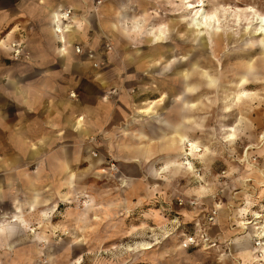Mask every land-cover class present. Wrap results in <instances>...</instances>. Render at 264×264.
<instances>
[{"label":"rangeland","instance_id":"1","mask_svg":"<svg viewBox=\"0 0 264 264\" xmlns=\"http://www.w3.org/2000/svg\"><path fill=\"white\" fill-rule=\"evenodd\" d=\"M137 1L141 0H104V3L128 4L134 12H139ZM150 1L156 5L149 9L147 24L142 35L138 37L123 35L121 31H106L100 26L96 28L97 11L102 0L92 1L93 13L90 14V18L86 11L80 15V20L87 27L86 40L84 45L78 44L75 47L81 48L78 54L94 55L95 52H99L101 55L114 57V61L106 62V64L109 67L123 68L117 75L120 85L109 91L112 93L103 94L115 110L119 108L120 98L124 94H127L130 102L136 105L146 100H158L165 93L169 82L179 88L177 82L170 80L169 72L161 75L162 66L153 68L148 65L144 71H135L130 75L133 73V68H129L128 72L125 65L128 55L149 60L155 53L160 52L158 58L163 62L170 58L183 57L185 63L196 62L199 69L212 71V74L218 77L219 88L213 89L212 93L202 95L201 99L206 104L217 100L216 104L198 111H193L190 107L184 108V113L197 114L196 122H184L186 135L199 143L195 160L189 156L182 157L180 159L183 163L182 168L177 170V167L170 166L162 174H157L162 172L164 167L163 157L168 154L167 145L170 139L157 141L156 133L149 134L151 140L137 141L129 148V156L124 157L114 153L116 149H120L118 147L120 142L114 135L113 137L106 135L99 145L91 142L93 146L90 158L87 159L89 163L85 162L87 167L75 169L74 188L68 191L60 187L58 191L59 197L69 193V203L64 202L60 205L59 212L48 221H40L42 217L39 218V212L29 213L27 215L29 219L26 220L30 227L22 228V230H18L17 227L15 236L9 237L12 239L11 243L6 244L4 239L0 244V264H11V261L15 260L17 264H63L66 255L65 246L73 244L75 248L74 244L77 242L85 243V245L80 246L82 249L69 259L70 262H74L77 258H81V264L120 260V253L115 254L114 250L111 252L104 248L107 238L100 237L98 231L103 230L101 228L103 224L104 227L108 225L113 228L119 224V221L133 215L134 218L140 217V219L161 217L162 222L152 231L148 229L146 232L145 228L139 231L141 228L137 227L134 231V235L137 236L125 238L124 243H121L127 249L135 248L141 243L155 241L159 242L157 246L167 242L181 246L183 241L193 236L200 244L184 249L200 251L198 260L203 264H243L239 253L244 250L251 251L253 256L251 264L255 261H264L262 251L264 244V105L257 104L260 100L264 101V64L250 73V75L256 74L259 79L249 77L250 82L260 83L250 88L251 93H256L254 95L256 99L252 103L239 107L236 101L228 104L232 99V96L228 94L234 91L229 80H239L237 74L240 67L236 58L226 60L223 57V55L239 54L240 49L244 48V43L248 41H257L256 48L261 49L264 46V40L259 42L262 36H256L253 32L242 30L246 36L243 37L244 41L239 40L240 29L233 16L238 10H247L248 7L264 13V0H245V3H240V0H220L221 7L228 9L231 13L227 19H221L220 30L232 36V40L225 41V50L215 59L212 67H203L206 65L204 57L211 56L210 46L208 45V51L201 52V44H199L202 38L208 40L207 33L202 32L200 37L195 39L196 32L189 28V16H186L187 20L177 25L180 19L178 14L182 11L178 10V3L167 6L165 0ZM206 5V11L213 10V6L207 1ZM129 14L135 15V13ZM159 26H166L169 30L166 31L165 39L161 43H156L149 36V32L151 27ZM251 26L252 24H245V28L248 27L250 31H253L254 27L250 28ZM178 29L186 32L182 38L183 44L179 42ZM236 39L238 41H235ZM220 58L222 62L219 65ZM222 68L223 76L220 75ZM0 69H6V43L0 45ZM153 78L156 79L158 87L155 93L151 85H146L145 88L141 82V79L153 82ZM128 80L130 82L126 83ZM220 86H227L230 90H222ZM70 96L73 98L75 94ZM174 104L172 97L167 107L171 108ZM134 112L135 110H131L117 127L124 131L133 130V132L136 129L138 131L154 129L153 124L128 126ZM113 114L109 120L107 119L108 123L115 118ZM166 116L170 117L173 123L181 121L175 111L167 113ZM154 125H156L154 129L156 131L158 124ZM233 130L235 131L234 139L230 141L227 136L233 133ZM123 147L127 148L125 143ZM186 150L189 152V148ZM94 153L97 156H94ZM180 154L182 155L183 152ZM180 154L178 151L171 152V159L177 160ZM189 162L193 165L195 173L185 169L189 166L187 164ZM200 186L206 189L202 194L197 193ZM135 202L143 203L144 206L138 208L133 204ZM214 212L216 213L214 220L210 222L209 218ZM253 214L263 216L262 223L257 225L262 227L258 231L253 230L252 225L246 226L248 229H245L239 224L245 221L255 223ZM50 229L58 230L59 236L51 238L48 232ZM40 230L44 234L42 240L37 241L35 235L37 236ZM203 237L208 242H204ZM111 242V245L115 244L114 241ZM48 245H52L55 249L53 260L55 263L47 262ZM213 245L216 247L209 249ZM13 264L16 263L13 262Z\"/></svg>","mask_w":264,"mask_h":264},{"label":"crops","instance_id":"2","mask_svg":"<svg viewBox=\"0 0 264 264\" xmlns=\"http://www.w3.org/2000/svg\"><path fill=\"white\" fill-rule=\"evenodd\" d=\"M92 1L0 0V38L3 37L0 45L6 43V69H0V205H3L0 206V217L6 213L11 217L16 207L22 206L24 218L29 219L27 215L32 212L27 204L39 192L40 202L33 213L39 212V218L42 217L40 221L50 220L64 203L59 199L60 187L68 191L74 188V179H70V175L75 173V169L87 167L85 162L89 163L87 159L90 158L93 146L91 142L99 145L106 135L117 137L120 149L114 153L121 157L129 156V148L140 141L138 137L142 131L147 141L152 133L158 135L157 141H166L175 136L159 125L156 131V125H153L154 129L148 127L150 132L149 129L124 131L117 127L131 110H135L132 117L135 116L136 107L127 94L121 96V104L116 110L103 96L120 85L117 75L123 68L106 64L114 61V57L99 52L88 55L75 51L74 45H84L86 40L85 25L84 39L75 40V37H80V33L77 36L70 32L66 35L67 46L72 49V53H59L58 48L62 42L54 30L56 24L53 11L71 10V17L63 21L76 26V14L81 15L86 11L90 18L93 13ZM121 6L118 2L112 5L102 0L98 10L104 8L109 18L117 21V12ZM99 26L98 18L95 27ZM12 44L21 49L17 57L13 55ZM139 60L140 57L132 55L125 59L128 72L129 68H133L130 75L137 71L136 64L141 62ZM71 94H75V97L72 98ZM124 96L127 98L125 101ZM112 114L115 118L108 123L107 119ZM79 117L83 118L81 129L75 125ZM138 125L141 123L132 120L128 126ZM142 125L149 126L147 123ZM66 194L69 195L68 192ZM55 204L56 209L51 212L50 208ZM133 204L138 208L144 206L140 202ZM43 212L47 215H43ZM133 216L119 221L113 228L101 225L103 230L98 231L99 236L107 238L104 248L114 250L115 254L120 253V260L102 261L99 264H203L198 260L200 251H187L168 242L151 251L124 247L121 244L125 241L123 239L137 236L134 235L137 227L141 228L139 231L145 228L147 232L162 222L161 217L140 219ZM48 232L51 238L53 234H57V237L60 234L55 229ZM43 234L41 230L37 232L41 237ZM111 241L115 244L111 245ZM124 254L127 255L122 256Z\"/></svg>","mask_w":264,"mask_h":264},{"label":"bare ground","instance_id":"3","mask_svg":"<svg viewBox=\"0 0 264 264\" xmlns=\"http://www.w3.org/2000/svg\"><path fill=\"white\" fill-rule=\"evenodd\" d=\"M206 1L210 3L213 6V10L206 11ZM245 0H240V3H245ZM138 8L140 9L139 12H134L132 7H129L128 4H124L121 6V9H119L117 12V21L110 19L108 16V12L103 8L101 10H98V18H99V24L101 28L105 29L106 31L114 30V31H121V33L127 36H141L143 33V29L145 25L147 24V17L150 14L149 9H152L154 7L153 2L150 0H141L137 1ZM165 3L167 6H174V3H178V10H182L180 15V19H178L177 25L180 24L181 21L187 20L186 16H189V28H192L196 32L195 39H198L202 32H206L208 35V40L206 38H202L199 41L200 50L208 51V45L211 49V56L204 57L205 66L203 67H212L214 61L216 58L219 57V55L225 50L224 43L225 41L228 42L229 40H232V36L229 34L222 33L221 29V19H227L228 16L231 15L229 13L228 9L222 8L220 0H165ZM75 5V4H74ZM133 6V5H132ZM76 11L78 10V7H75ZM187 12V14H186ZM129 13H135V15H130ZM137 13V14H136ZM65 16V13L62 12L60 9H56L53 11V17L55 21V31L58 33L59 38L62 42V46L58 48L59 53H62L64 55H68L69 53H72V49L67 46V39L66 35L70 32V34H78L80 33V37H75V40H81L85 38L86 32L84 31V24L83 21L80 20L79 13L75 15V21L76 26H71L69 24H65L63 21V17ZM235 17V21L237 23L238 29H240L239 34V40L242 39L244 41L246 34L242 33V30L245 32H253L256 36H262V39H259V42L264 40V13L262 11H256L252 7H248L247 10H238L237 14H233ZM119 21V22H118ZM245 24H252L253 31L249 30L248 27L245 28ZM180 28V27H179ZM186 29V28H184ZM169 29L166 26H159V27H151L149 36L153 39L156 43H161L165 39L166 31ZM179 33V42L184 43V36L186 34L183 29L177 30ZM83 32V33H81ZM185 33V34H184ZM224 34V35H223ZM248 34V33H247ZM73 37V36H72ZM235 41H238L236 39ZM257 41H248L247 43H244V48H241V52L237 55H223L225 59H234L236 58L240 67V71L237 74L239 76V80L237 81H231L229 80V83L231 86H233L232 89L234 91H230L228 96H230L232 99H230L229 103H233L234 101L239 104V107L245 106L247 103H252L256 98L254 95L256 93H251L252 90L250 88L257 86L256 82H250L249 77H256L255 79H259L256 74L250 75L251 72L256 70L259 65L264 64V46L260 48H256ZM228 45V44H227ZM73 48V45H71ZM70 46V47H71ZM75 47V45H74ZM76 51V48H75ZM259 52V53H258ZM158 55H160V52L155 53L151 59L142 58L139 60L136 64L137 72L138 71H144L145 67L150 65V67L156 68L162 66L163 72H161V75L164 73L169 72L170 73V80H173V82H177L179 84V88L175 87L171 82H169V85L165 89V93L162 94V96L158 100H146L140 104H136V113L135 116L132 117V120L136 123H147V124H158L161 129H165V131L171 132L172 136L170 138V143L167 145L168 148V154L163 157L164 161V167H162V172H157V174H162L163 171L168 169L170 166H175L179 170L182 168V162H180V159L182 157H191L193 160H195L198 150H199V143L195 140L190 139L186 133H185V126L184 122H196V113H184V108L190 107L193 109V111H198L203 108H210L212 104H216L217 100L214 102H211L210 104H206L202 102V95L212 93L213 89L216 90L219 88L218 84V77L212 74V71H208L207 69H199L198 64L195 63H185V60L182 58H170L166 61H161V59L158 58ZM204 54H202L203 56ZM257 55V56H256ZM198 60V59H197ZM222 62V58L218 59V64L220 65ZM224 71L223 68L221 69L220 75L223 76ZM158 75H156L157 77ZM228 81V80H227ZM128 81H126L127 83ZM143 87L146 85H151L152 89L155 92L158 91V87L156 84V79L153 78V82H149V80H142ZM155 84V85H153ZM141 85V84H140ZM142 86V85H141ZM220 88L230 90V88H227V86H220ZM251 93V94H250ZM234 95V96H233ZM175 103L173 107L168 108L167 103L172 99ZM229 97V98H230ZM127 98L126 96L123 97V101H125ZM233 101V102H232ZM236 104V105H237ZM258 105H264V101L260 100L257 102ZM228 109V107H227ZM173 111L176 112V114L179 116V119H181L178 123H170V117L166 116V114H170V112L173 113ZM242 111V109H241ZM229 113V112H227ZM83 118L79 117L78 120L75 122L76 128L81 129L83 127ZM172 122V121H171ZM152 125V126H153ZM164 131V132H165ZM232 131V130H231ZM235 131L233 130V133L229 134L227 138L231 140L234 139ZM140 140H146V134L144 131L140 132V137H138ZM165 138V135L162 137V139ZM113 147V146H111ZM186 148H189V152H187ZM170 151V152H169ZM178 151L179 154L183 152V154L180 156H177V160L171 159V152ZM263 152V151H262ZM189 166L185 169H188L190 172L195 173L193 165L191 163H187ZM104 170H102L103 172ZM70 179H75V174L70 175ZM72 180L69 181L71 183ZM205 188L203 186H200L199 189H197L198 194H202L205 192ZM39 192L36 193V196L33 200L28 202V207L31 212H35L37 209V206L40 202ZM62 202L69 203V195H61L60 196ZM56 204L50 208V211H54L56 209ZM54 209V210H52ZM43 215H47L46 212H43ZM255 223L252 221H245L240 222V225H243L245 229H248L246 226L252 225L253 230H259L262 227H257L260 223H262L261 219L263 218L260 214H253ZM29 228L30 224L29 222L24 218V213L22 206H17L16 210L14 212V215L9 217L8 213L3 214V216L0 217V244L3 243L4 239H6V244L11 243V240L9 237H14L16 233V228ZM264 227V226H263ZM53 237H57V234H53ZM52 237V238H53ZM168 237V236H167ZM35 239L37 241H41L42 237L39 235H35ZM159 242H151V243H141L140 245H137L136 248L138 251H151L153 250ZM84 246L85 243L77 242L74 244L75 248H73L72 245L65 246V257L63 259V264H68L70 262V258L80 251L82 248L80 246ZM12 246V244H10ZM78 247V248H76ZM179 247L184 249L183 245H179ZM216 247V245L209 247V249ZM11 248V247H10ZM48 256L47 262H52L55 258V249L52 245H48ZM84 249V248H83ZM207 250V249H206ZM262 251L264 252V244ZM53 254V255H51ZM28 255V254H27ZM243 260V264H251L252 261V253L249 250H244L241 253H239ZM30 256V255H28ZM27 260V258H25ZM69 260V261H68ZM16 263L17 261H11V264ZM54 262V261H53ZM81 258H77L73 263L71 264H81ZM257 262H263L264 261H255ZM55 263V262H54Z\"/></svg>","mask_w":264,"mask_h":264},{"label":"built area","instance_id":"4","mask_svg":"<svg viewBox=\"0 0 264 264\" xmlns=\"http://www.w3.org/2000/svg\"><path fill=\"white\" fill-rule=\"evenodd\" d=\"M64 13H65V16L63 17V19H69L71 17L72 11L71 10H66V11H64ZM11 48L13 49V55L15 57H17V56H19L21 54V49L16 44H12ZM75 48H76V52L77 53L81 52L80 46H76ZM94 66L97 67L98 65H94ZM94 156H97V154L94 153ZM112 167L115 168L114 165H112ZM215 214L216 213L214 212L213 215L209 218L210 222H212L214 220ZM203 241L204 242H208V240L205 237H203ZM199 244L200 243L197 241L196 237H193V236H190L185 241H183L184 248H189V247L194 246V245L198 246ZM259 245H260V243H259Z\"/></svg>","mask_w":264,"mask_h":264}]
</instances>
